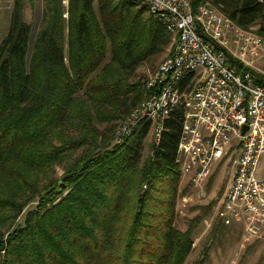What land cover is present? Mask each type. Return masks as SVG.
Masks as SVG:
<instances>
[{"label": "trees", "instance_id": "16d2710c", "mask_svg": "<svg viewBox=\"0 0 264 264\" xmlns=\"http://www.w3.org/2000/svg\"><path fill=\"white\" fill-rule=\"evenodd\" d=\"M206 1L264 36L258 0L192 3ZM22 4L0 40V264H186L192 229L176 225L183 108L146 157L148 125L113 141L150 93L140 65L172 33L134 0H45L32 38Z\"/></svg>", "mask_w": 264, "mask_h": 264}, {"label": "built area", "instance_id": "2783aa9c", "mask_svg": "<svg viewBox=\"0 0 264 264\" xmlns=\"http://www.w3.org/2000/svg\"><path fill=\"white\" fill-rule=\"evenodd\" d=\"M134 1L146 5L175 41L145 81L149 95L115 128L114 143H130L135 132L148 125L158 145L166 119L181 106L176 161L185 185H202L216 165L233 159L220 218L225 224H242L245 241L262 236L264 36L254 27L240 26L209 1L196 7L192 0ZM258 2L264 9V0ZM4 251L0 249V259Z\"/></svg>", "mask_w": 264, "mask_h": 264}, {"label": "rangeland", "instance_id": "374dc122", "mask_svg": "<svg viewBox=\"0 0 264 264\" xmlns=\"http://www.w3.org/2000/svg\"><path fill=\"white\" fill-rule=\"evenodd\" d=\"M16 0H0V40L7 33L12 8ZM65 4L68 0H63ZM24 19L33 26L32 38L43 24L45 0H22ZM139 3V2H138ZM204 3V2H203ZM209 3H211L209 1ZM212 4V3H211ZM143 5L139 3L138 6ZM146 14H150L146 10ZM254 29L258 25H253ZM175 37L162 53L149 60H145L138 69V77L145 84L149 75L171 53ZM123 118L117 121V124ZM114 141V140H113ZM112 141V144H113ZM155 136L148 130L144 139L143 156L152 153ZM199 186H187L186 180L180 177L176 206V225L181 229H192L194 239L193 250L189 254L186 264H192L196 259L207 258L204 264H264V234L256 236L250 241L243 238L244 227L238 222L222 224L219 212L222 200L231 181L233 159H224ZM62 174L60 166L57 175ZM144 188H147L144 187ZM186 198V199H184ZM35 204H30L33 206ZM24 214L18 222H23Z\"/></svg>", "mask_w": 264, "mask_h": 264}, {"label": "water", "instance_id": "95a60500", "mask_svg": "<svg viewBox=\"0 0 264 264\" xmlns=\"http://www.w3.org/2000/svg\"><path fill=\"white\" fill-rule=\"evenodd\" d=\"M247 128V125L245 124L244 126H243V129L245 130Z\"/></svg>", "mask_w": 264, "mask_h": 264}]
</instances>
